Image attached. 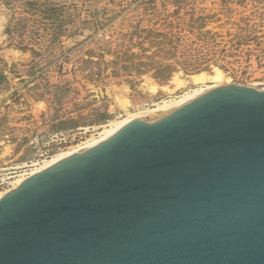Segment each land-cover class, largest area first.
Segmentation results:
<instances>
[{
  "label": "water",
  "instance_id": "95a60500",
  "mask_svg": "<svg viewBox=\"0 0 264 264\" xmlns=\"http://www.w3.org/2000/svg\"><path fill=\"white\" fill-rule=\"evenodd\" d=\"M0 264H264V87L225 84L0 198Z\"/></svg>",
  "mask_w": 264,
  "mask_h": 264
},
{
  "label": "rangeland",
  "instance_id": "374dc122",
  "mask_svg": "<svg viewBox=\"0 0 264 264\" xmlns=\"http://www.w3.org/2000/svg\"><path fill=\"white\" fill-rule=\"evenodd\" d=\"M192 7L195 17L205 9L223 44L244 39L201 70L164 59L154 42L167 16L189 21ZM247 19L260 25L249 41L239 30ZM163 62L174 68L159 72ZM217 70L228 84H264V0H0V196L104 126L191 93L193 74Z\"/></svg>",
  "mask_w": 264,
  "mask_h": 264
},
{
  "label": "trees",
  "instance_id": "16d2710c",
  "mask_svg": "<svg viewBox=\"0 0 264 264\" xmlns=\"http://www.w3.org/2000/svg\"><path fill=\"white\" fill-rule=\"evenodd\" d=\"M204 10V8L199 9L201 15L195 17L197 9L192 7L190 11L192 16L189 21L182 19V21L175 23L167 16L164 21L166 29L155 31L156 39L154 42L158 43V51L156 53H163L164 59H173L174 62L184 66L187 70H201L209 68L212 60L218 62V59L224 58L229 52H232L230 51L231 48L242 44L244 39H239L238 42L232 43L226 41L223 44L224 40L219 39V37H223L221 32L206 29L205 19L209 16L204 15ZM250 21L247 19L244 25L239 24L240 32L247 33L244 38L248 41L250 38H258L254 33L260 27L259 24L251 23ZM158 68L159 72L162 70L170 71L174 68V65L163 62Z\"/></svg>",
  "mask_w": 264,
  "mask_h": 264
},
{
  "label": "bare ground",
  "instance_id": "6f19581e",
  "mask_svg": "<svg viewBox=\"0 0 264 264\" xmlns=\"http://www.w3.org/2000/svg\"><path fill=\"white\" fill-rule=\"evenodd\" d=\"M223 74L221 73L220 70H217L216 73L214 75H209L206 72H200V73H196L193 74L191 76V79L193 80L194 83L198 84L199 87H197L196 89H194L191 93H185L182 96H179L180 98L178 99H172V100H165L163 103L159 104L156 108L155 112H164L167 109L171 108V107H179L184 105L185 103L191 101L192 99L196 98L197 96L207 92L208 90L220 86V85H225L228 84L226 81L223 80ZM175 80L177 81V85L181 84L182 82L179 81L180 79L175 78ZM208 80H211L213 82V84H208ZM253 86H257V87H264V84H260V83H255V84H250ZM191 91V90H190ZM137 118H142V117H136V116H130L128 118H123V120L115 122V123H111L109 125L104 126V128L102 129V131L99 133L98 136H93L92 139L88 140L87 142L80 144L79 146L73 147L71 149H69L66 152H63L61 154L55 155L53 158H51L50 160L44 162L43 164L32 168L29 172L22 174L15 182H14V187L16 188L18 185H20L27 177H29L30 175H33L35 173H38L52 165H54L55 163L59 162L60 160L74 154L77 152H80L82 149H84V147L86 148L87 146H90L94 143H97L115 133H117L120 129H122L128 122H130L133 119H137ZM117 121V120H116ZM12 188V189H13ZM11 190V189H10ZM7 190L5 192L1 193L0 198L7 193Z\"/></svg>",
  "mask_w": 264,
  "mask_h": 264
}]
</instances>
